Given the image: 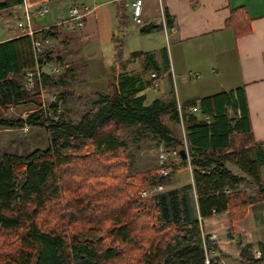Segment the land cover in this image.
I'll return each instance as SVG.
<instances>
[{"label":"trees","instance_id":"16d2710c","mask_svg":"<svg viewBox=\"0 0 264 264\" xmlns=\"http://www.w3.org/2000/svg\"><path fill=\"white\" fill-rule=\"evenodd\" d=\"M21 3L0 0V11ZM123 10L119 8L118 19L127 25ZM164 16L170 27L169 16ZM251 20L246 8L239 6L231 9L225 26L238 37L250 31ZM61 26L33 31L31 36L24 30L0 42V130L27 125L43 128L49 135L44 149L18 151L12 141L0 149V264H206L207 259L208 264H223L209 254L215 245L203 233L201 220L226 212L234 222L244 218L250 205L264 204L260 177L264 143L253 139L243 96L234 98L232 90H223L184 100L179 111L169 73L168 99L145 103L143 92L153 85V79L145 75L160 74L170 66L166 54L159 67L151 53L134 51L131 58L144 57L141 74H118L108 92L96 93L77 121L66 120L63 114L53 121L40 107L38 87H27L25 72L34 66L31 39H38L42 44L38 61L60 68L57 74L43 75V89L62 85L56 97L66 103L70 91L65 78L72 67L64 54L70 38L61 35V48L50 43L65 27ZM161 28L162 24H148L139 32ZM123 43L121 38L114 39L117 61L122 58ZM193 106H198L201 118L188 114ZM19 107L26 108V116H11V109ZM49 108L56 112V104ZM164 117L185 123L189 159L179 157V164L191 168V179L180 187L144 196V191L169 186L171 174L180 165L169 166L167 176L159 173V167L132 172V156L121 135L130 130L137 139L150 132L165 147L175 148L181 142ZM85 148L90 150L80 155ZM107 155L111 157L108 164L99 162ZM226 163L237 166L242 175L234 174ZM245 181L252 184L254 193ZM118 201L121 204L116 207ZM71 216L73 227L79 228L74 231L68 226L63 233L64 226L57 221L63 224ZM51 219L55 222L48 226ZM238 264H264V254L244 255Z\"/></svg>","mask_w":264,"mask_h":264},{"label":"crops","instance_id":"0c3cea01","mask_svg":"<svg viewBox=\"0 0 264 264\" xmlns=\"http://www.w3.org/2000/svg\"><path fill=\"white\" fill-rule=\"evenodd\" d=\"M24 2L31 11L39 7L48 9L43 15L33 16L31 23L33 31L53 25H62L61 27H63L62 22L73 4L86 5L91 8L81 29L69 30L67 27H63L58 31L59 36L64 34L70 38L64 56L75 51L86 74H89L86 68L89 65L88 60L92 58L91 54L94 55V53L87 54V52H98L96 48L100 49L102 45L112 44L115 55L114 39L116 38H121L124 41V47L125 41L130 39V35L132 40L135 37V39L143 41L153 33H162L165 41H169L171 37L172 47L169 51L177 50L178 56L181 58L186 50L185 57L175 64L165 47H161L155 55L151 52L152 49L142 51L151 53L159 67H162V57L166 54L170 66L168 71L161 69L160 74L155 71L147 73L146 79L152 78L154 84V82L159 83L157 79L159 77V80L165 79L168 86L171 71L183 74L186 68L185 63L191 58H197L198 65L192 67L204 76L202 79L215 78L212 82L205 83L203 81L195 89V92L183 93L182 96L185 97H182L184 98L182 100H191L223 90H232L234 98L240 95L244 98L254 141L259 144L264 143V0H143L141 6L142 26L162 24L161 29L147 34L139 32L140 27L134 26L133 31L130 28L132 24H130L131 20L129 14L126 13V8L129 7L132 0L129 3L124 0H83L80 3L75 0H68V2L65 0H24ZM111 4L115 9L110 6ZM239 6L246 8L252 20L250 31L235 37L232 30L225 26V21L230 17L231 9ZM119 8H123L128 16L130 23L128 22L127 25L119 22ZM164 13L171 20L170 27H166ZM23 14V0L20 5L0 11V42L17 37L24 31L18 26L23 20ZM47 15L49 18L44 19ZM170 28H173V32H169ZM59 44L61 48L62 45ZM64 61L66 62L65 57ZM143 61V56L135 58L130 56L126 61H117L112 71L113 81L121 72L141 74L139 69L142 68ZM131 64H133L132 66L138 65V71L136 67L135 69L128 67ZM151 74H155V77ZM58 88L62 89L63 86L59 85ZM67 89L70 90L69 87ZM102 92H108L107 88ZM178 100L181 103L179 93ZM187 169L189 170V168ZM231 171L234 174L242 175L240 170L238 172ZM260 177L264 182V164L260 168ZM245 184L248 185H246L247 189L254 193L252 184L247 181ZM201 226L203 233L208 235L209 243L212 246L215 245L210 249L209 254L220 258L223 264H238L242 256L253 254L255 250L264 254V204L261 202L250 205L243 219L231 222L228 213H215L202 219Z\"/></svg>","mask_w":264,"mask_h":264},{"label":"rangeland","instance_id":"374dc122","mask_svg":"<svg viewBox=\"0 0 264 264\" xmlns=\"http://www.w3.org/2000/svg\"><path fill=\"white\" fill-rule=\"evenodd\" d=\"M72 1V0H70ZM77 3H80L83 0H75ZM125 2H130V0H124ZM65 2H68V0H65ZM113 9V5H110ZM131 9L129 7L126 8V13L130 14ZM49 15H47L44 19H48ZM130 23V22H129ZM131 24V23H130ZM134 26L131 25L132 31L135 29ZM128 37V34L126 38ZM149 38V39H148ZM61 36H57L54 38V40L51 41V46L53 48H60V42ZM135 39V37H132L130 35V39H127L125 41L123 51H122V58L121 60L126 61L131 55V52L133 51H148L149 49H152V53L155 55L158 53L159 49L161 47H165L167 49V52L170 50V47H172V39L169 38V41H165L164 35L162 33L157 34H150L146 39ZM98 46V45H97ZM98 52H87V54H91V59L88 60V67L87 71L89 74H86L84 71L85 68H83L82 65H80L77 54L75 51H72L68 56H64L67 63H71L70 67H72V70L68 72V75L66 76L65 80L69 83L70 92L66 94V103L62 107L63 115L65 116L66 120L70 121H77L80 117V114H82L84 111H86L90 106L95 98V94L98 92H102V90H109V86L111 82H113V75L112 71L113 68H115V65L117 64V59L115 60L114 55V49L112 44L102 45L100 46V49L96 48ZM86 51V50H85ZM185 52L183 57L179 58L177 50H171L169 51L170 57L172 59L173 63H177L181 61L185 57ZM181 54V50H180ZM88 57V56H87ZM69 60V61H68ZM74 62V64H72ZM198 65L197 58H191L187 63H185L186 68L184 70L183 74H179L176 72L171 71L170 75L172 76V86L174 95L177 99V104L179 107L182 105V96L183 93L189 94L191 92H195V89L203 83H207V81H213L215 77H210L209 79H202L204 76L200 74L199 71L194 69L192 66ZM133 64L129 65L128 67H132L137 69L138 71V65L132 66ZM49 66H46L44 69L49 72ZM129 68V69H130ZM140 68V67H139ZM142 68L139 69L141 71ZM62 72V71H61ZM149 76V75H148ZM158 87L155 88L152 85L147 87L145 90L146 100L145 103H150L153 99L158 98L162 100H167L168 95L170 93V83H168V86L166 84L165 79H158ZM196 83H198L196 85ZM108 86V87H107ZM168 88V89H167ZM97 89V90H96ZM45 92V95H52L57 94L62 89H59L58 87L49 88L48 90L43 89ZM101 90V91H100ZM178 93L181 97V103H179L178 100ZM48 99L47 97L45 100ZM198 107V106H193ZM191 107V108H193ZM26 108L19 107V108H13L10 111V115L13 117H17L18 115H22L25 117V110ZM230 114V118L233 117L231 114V109L228 110ZM239 115V111L236 110ZM27 114V113H26ZM181 114V112H179ZM188 114L198 116V118H201V113L198 112V110H193L189 112ZM25 115V116H24ZM46 116V115H45ZM165 124L170 129L172 135L178 139L181 144H176L175 148L165 147L163 144L159 143L158 140L150 133L146 132L145 135L139 137L136 139V136L134 135V132H131L130 130H126L122 135V139L126 142L128 147V152L132 157V164H131V171L132 172H138V171H144L146 169H153L159 167V173L161 174V170L164 168V164L162 163L160 157L165 154L164 149L167 150L166 154H172L171 151L174 150L177 152L176 157H169L172 161V165L176 167L177 165H180V150L183 149L185 152V158L188 157V147L189 143L187 141L186 137V130H185V123H175L168 119V117H164ZM24 129V130H23ZM23 129H12V130H0V149L7 146V142H11V146H15L16 150L21 151V148H26L27 151H30L32 149H44L48 145L49 135L43 128L38 127H29L23 128ZM83 150V151H82ZM79 151V154H85L87 153L89 149L85 148ZM109 155L105 156V158H101L99 162H102V164H108V157ZM166 156V155H165ZM182 159V157H181ZM111 160V157L109 158V161ZM226 166L230 168L231 170L238 172L237 166L227 163ZM237 170V171H236ZM236 174V173H235ZM240 174V173H239ZM236 174V175H239ZM167 176V175H166ZM189 170L187 168H183L180 166L177 167L174 174H171L170 178V185L169 186H162L160 185L157 187V189H153L149 191V194L151 193H158L164 190H168V188H175L180 187L183 185L184 182L189 181ZM131 180L135 184V177H131ZM182 183V184H179ZM179 184V185H178ZM178 185V186H177ZM247 185V184H245ZM248 186V185H247ZM129 195H131V191H133V187H129ZM253 192V191H249ZM68 198V197H67ZM121 204V201H118L116 207H118ZM73 210V209H72ZM71 212V210H69ZM69 214V213H68ZM70 218V219H69ZM67 217L64 218L63 224L61 223V219H59L57 222L59 227H63L62 232L67 233L68 232V226L69 230L76 231L79 228V225H76L73 227V223L70 221L73 220V217ZM63 219V217H62ZM54 220L51 219L49 223H46L48 226H51L54 224ZM102 237H105L104 234H102ZM160 264V263H159Z\"/></svg>","mask_w":264,"mask_h":264},{"label":"built area","instance_id":"2783aa9c","mask_svg":"<svg viewBox=\"0 0 264 264\" xmlns=\"http://www.w3.org/2000/svg\"><path fill=\"white\" fill-rule=\"evenodd\" d=\"M142 1L143 0H132V2L129 4V8L131 9V12L129 14L131 24L135 27H141L143 24V20L141 16ZM23 11H24L23 20L18 24V26L21 29L27 31V33L31 36L33 33V30L31 28L33 16L43 15L46 11H48V9L46 7H39L36 10L31 11L23 0ZM90 12H91V8H89L86 5L73 4L69 8L68 15L65 18V20H63L62 24L68 29H81L83 27L85 17ZM164 27H165V24H164ZM169 32H173V28H170ZM31 44H32V50H33V55H34V66L32 69H28L25 72V77L27 79V87L29 88H34L35 86L38 87V91L40 94V107L43 110L44 115H46L45 117H49V119L56 121L59 119V116L63 114L62 112L63 102L61 99H57L56 94L45 95V92L43 90V75L46 74L48 76H51V75L57 74L60 72V68L57 64H52V63H46L42 65L40 61H38L37 59L38 54H40L42 51L41 41L38 39L32 38ZM49 65L51 66L49 67L48 69L49 72H48L44 68ZM151 76L155 77V74H151ZM153 86L157 88L158 83L154 82ZM46 97L48 99L45 100ZM51 103L56 104L55 113L54 112L52 113V109L49 108V105ZM193 110L199 111V108L198 107L190 108V112ZM205 119H207V117H205ZM182 122L183 121L181 120L180 123ZM23 128H28V126L24 125L21 129ZM171 153L172 154H170V156L169 154L165 153L160 157L162 163L164 164V168L161 170V174L164 176L168 175L170 172L169 166L172 165V161L170 160V158L177 156L176 151L172 150ZM186 159L188 160L189 158L186 157ZM188 168L191 174V168L190 167ZM160 188L161 187L159 186L158 189ZM155 189H157V187ZM226 193H229V191H226ZM253 254L255 258H258L260 256V251L255 250ZM205 262L206 264H208L209 260L207 259Z\"/></svg>","mask_w":264,"mask_h":264},{"label":"water","instance_id":"95a60500","mask_svg":"<svg viewBox=\"0 0 264 264\" xmlns=\"http://www.w3.org/2000/svg\"><path fill=\"white\" fill-rule=\"evenodd\" d=\"M179 153H180L182 159H185V152H184V150L181 149Z\"/></svg>","mask_w":264,"mask_h":264},{"label":"bare ground","instance_id":"6f19581e","mask_svg":"<svg viewBox=\"0 0 264 264\" xmlns=\"http://www.w3.org/2000/svg\"><path fill=\"white\" fill-rule=\"evenodd\" d=\"M142 195H148L149 196V191H144V192H142Z\"/></svg>","mask_w":264,"mask_h":264}]
</instances>
